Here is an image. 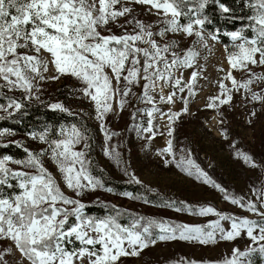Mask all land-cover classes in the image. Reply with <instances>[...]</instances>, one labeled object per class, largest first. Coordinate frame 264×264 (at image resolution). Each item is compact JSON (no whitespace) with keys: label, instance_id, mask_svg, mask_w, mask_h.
Returning <instances> with one entry per match:
<instances>
[{"label":"snow or ice","instance_id":"1","mask_svg":"<svg viewBox=\"0 0 264 264\" xmlns=\"http://www.w3.org/2000/svg\"><path fill=\"white\" fill-rule=\"evenodd\" d=\"M240 3L250 14L242 18L247 21L242 27L222 33L232 42L231 48L224 50L229 67L218 68L224 73L218 82L220 95L209 98L212 102L206 105L208 108L229 104L233 90H244L253 101L264 102V95L251 88L264 84V72L253 71L264 68V0ZM210 5H216L221 15L231 16L233 12L222 0H0V121L16 119L19 123V117L27 115L28 102L40 99L41 82L70 76L79 82L70 92L92 105L106 145L117 135L105 126L107 114L117 107L122 111L136 86L142 93L137 98L153 105L138 111L150 118L142 131L154 137L151 118L161 111L155 106L156 89H160L159 101L167 104L175 102L177 90L184 93L187 89L188 95H194L198 79L204 78L199 60H206L203 53L210 55L213 45L221 40L219 29L208 28L212 23L207 15ZM137 6L155 20L146 23L137 17ZM116 26L119 34L113 30ZM178 38H191V42L182 48ZM188 69L192 71L185 79ZM50 71L53 74L49 75ZM234 71L244 72L247 78L238 80ZM165 86L172 89L167 95ZM180 99L184 103L182 112L187 113L188 101L183 96ZM47 107L69 117L79 116L62 102ZM181 114L171 109L166 114L168 137H172L171 125ZM16 135L12 128L0 126V150L15 146L25 154L15 158L0 151V264H123L122 258L139 257L158 242L208 245L238 238H246L249 243L244 250L233 247L231 257L216 262L181 258L173 264H254V255L264 260V190H258L259 203L229 193L191 158L190 151L177 157L172 139L158 150L161 156H171V160L163 161L166 167L174 164L257 219L228 215L211 204L194 205L166 197H160L158 206L217 219L207 224L176 223L137 215L115 205L110 214L90 215L86 211L89 205L83 200L85 193H113L114 189L93 174L87 127L78 123H61L58 128L45 124L38 131L25 133L28 140L36 142L34 148L22 140L8 139ZM104 154L122 164L114 148L105 147ZM236 155L256 167L249 155L239 150ZM49 161L55 165V173L47 167ZM123 172L128 182L146 187L126 167ZM119 195L151 203L146 196L132 192ZM125 216L129 222L122 224ZM221 221L230 222V229ZM9 255L11 261L6 259Z\"/></svg>","mask_w":264,"mask_h":264},{"label":"rangeland","instance_id":"2","mask_svg":"<svg viewBox=\"0 0 264 264\" xmlns=\"http://www.w3.org/2000/svg\"><path fill=\"white\" fill-rule=\"evenodd\" d=\"M136 16L146 23L153 22L154 16L145 12L142 7H136ZM123 21H121L122 23ZM113 30L119 34L118 26ZM180 46L187 47L191 38L177 39ZM228 47L221 41L213 45L212 53H203L207 59L201 58L199 63L203 65V77L198 79L194 88V95H188L187 89L179 93L173 104L161 103L159 101L160 89L157 88L155 106L161 111L153 118L154 137L150 133L143 132L150 119L145 112L138 111L151 108L143 99H138L141 93L139 86L133 88V94L127 97V104L121 111L118 107L114 112L107 114L105 126L108 131L117 133L113 135L108 144H105L104 132L100 130V121L95 119V112L89 101L78 98V93H71L70 89L76 88L79 82L70 76H63L59 80L41 82L40 99H32L28 103L48 105L50 103L62 102L79 117L88 129L91 137L90 155L93 157L97 167L112 178L128 182L123 168L133 173L142 184L148 188L155 189V193L163 194L176 200H184L192 204H211L219 211L228 215H239L250 219L257 217L230 202L223 200V193L210 186L203 185L195 177H189L175 167L174 164L165 166L164 160H171V156L158 154V150L167 146V141L172 139L173 150L176 156L186 155L189 151L191 158L206 171L209 176L224 187L229 193L243 196L245 200H254L259 203L258 190H264V102L253 101L244 90H233V100L227 105L208 108L206 105L210 97L220 95L218 82L224 73L218 68L228 69L225 59V48ZM192 69L184 72L187 79ZM254 72H264V68H253ZM53 74L50 71L49 75ZM238 80L246 79L242 71L233 73ZM231 88L230 81H225ZM254 92L264 95L262 89L264 84H253ZM165 86L163 91L167 95L171 91ZM19 95V93H17ZM187 99L188 112L183 113V101L180 97ZM224 98V97H222ZM181 112L182 114L172 123L174 129L172 137L167 136L166 125L169 123L167 113ZM252 113H255L253 115ZM162 133V134H161ZM151 137V138H150ZM8 139L22 140L26 145L35 147L36 142L28 140L25 134H17ZM112 147L120 154L122 164L105 156L104 148ZM183 150V151H182ZM239 150L252 158V164L245 163L238 158ZM47 167L53 173L56 172L55 165L50 161ZM69 194L71 192L69 191ZM83 200L86 204L107 203L125 209L135 211L137 214L158 220H171L176 223H199L207 224L217 217H193L187 213H177L171 208L146 204L132 200L121 195H114L103 190L85 193ZM221 224L230 229V222L221 221ZM6 243V242H5ZM249 241L246 238H238L234 242L219 241L215 244L201 245L195 242L171 241L158 242L141 252L139 257L122 258L123 264H173L181 258L196 261L216 262L225 256L231 257L233 247L244 250ZM19 256V253H16ZM6 259L11 261L12 256ZM261 258L253 256L254 264ZM264 264V260H261Z\"/></svg>","mask_w":264,"mask_h":264},{"label":"trees","instance_id":"3","mask_svg":"<svg viewBox=\"0 0 264 264\" xmlns=\"http://www.w3.org/2000/svg\"><path fill=\"white\" fill-rule=\"evenodd\" d=\"M222 2L226 3L233 9L231 16L221 15L216 5H210L207 9V15L211 19L212 23L208 25V28L209 30L219 29L221 34L220 41L228 46V48H231L232 42L230 38L223 36L222 33L225 31L236 30L246 24L247 21L242 18L250 14V10L248 8L242 7L240 0H222ZM26 111V116L19 117V123L16 122V119H9L7 121H0V126L12 128L17 134H25L31 130L38 131L45 124H51L56 128H58L59 124L61 123H78L84 125L82 119L79 116L69 117L65 113L50 110L47 105L44 104L28 103ZM0 151H3L5 154L13 155L15 158H23L25 155L22 149L16 148L15 146H11L8 149ZM90 158L93 161V174L102 179L106 183V186L112 187L114 189V192L111 194L119 195V193L124 191L132 192L137 195L146 196L151 201V203H148L149 205L152 204L157 206L161 203L160 197L171 198L167 195L149 192L146 190L148 187H142L141 185L134 183L116 180L99 169L91 155ZM137 201L144 202L143 199ZM88 205L89 208L86 209L88 214L101 217L106 214H110L111 206H113L107 203H91ZM104 205H108V207L106 208ZM116 207L120 208L121 210H127L128 212L137 214L135 211L130 209H125L119 206ZM120 222L122 224L128 223L129 217L125 216ZM261 262L262 261L260 260L257 264H261Z\"/></svg>","mask_w":264,"mask_h":264}]
</instances>
